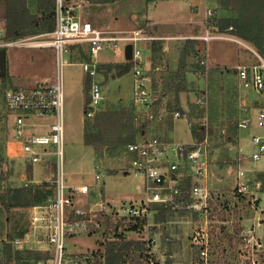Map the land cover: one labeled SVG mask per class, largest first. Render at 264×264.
<instances>
[{
  "label": "built area",
  "instance_id": "1",
  "mask_svg": "<svg viewBox=\"0 0 264 264\" xmlns=\"http://www.w3.org/2000/svg\"><path fill=\"white\" fill-rule=\"evenodd\" d=\"M78 8V3L67 4L65 0H56L54 30L37 37L3 41L0 31V47H51L58 54V71L53 78L38 80L32 87L9 88L6 91V107L13 116V138L27 162L33 165L53 160L55 166V195L46 203L31 208L29 232L14 241L18 251L28 254L31 264H98L96 254L72 253L66 242L69 237L96 235L103 225L99 217L110 215L118 219L128 218L144 228H150V213L154 211V205L202 216L208 214L212 200L209 188L208 90L201 89L195 93V115L179 110L168 112L152 88L150 67L142 46L146 41L160 39L151 32L153 23L135 29L102 28L84 20ZM215 19V10L207 7L205 33L201 37L205 42L213 38L229 39L227 34L211 33ZM70 43L86 44L88 48L90 58L81 62L83 71L90 79V101L85 107L88 120L96 117L106 100L102 85L104 70L100 68L99 54L103 51L114 54L121 52L131 67V101L136 108L135 121L149 122L150 129L149 133H143L139 139L125 146V154L130 159L127 173L143 182L144 198L139 202L127 201L115 205L99 201L88 210L74 206L76 194L87 193L88 187L70 186L67 181L63 68L66 65V47ZM257 57L258 63L239 65L236 69L240 94L236 126L240 131L252 126L263 130L262 134L252 136L255 150L251 154L241 152L240 162L264 161V102L259 103L257 110L253 111L244 94L249 91L264 94V59L258 54ZM168 114L174 122L184 120L190 130L195 126L205 128L204 139L200 140L192 134L190 141H180L154 131L159 125L166 123ZM44 129L45 132L42 131ZM248 173L242 165L238 166L234 187V194L238 197L249 193ZM96 177L104 179L105 175L98 172ZM188 177L193 179L189 188L187 184H183ZM73 214L75 217H72ZM244 240L246 246L251 247L246 249H249L251 255L257 256L252 259V264H260L264 252V237L247 230L244 231ZM155 242L154 236L147 239L148 245H154ZM193 244L197 246V254L192 259V264H211L209 232L203 227L198 228L193 235Z\"/></svg>",
  "mask_w": 264,
  "mask_h": 264
},
{
  "label": "rangeland",
  "instance_id": "2",
  "mask_svg": "<svg viewBox=\"0 0 264 264\" xmlns=\"http://www.w3.org/2000/svg\"><path fill=\"white\" fill-rule=\"evenodd\" d=\"M77 3L79 4L78 10L84 20L92 22L94 26L105 27L99 23L100 21L97 18H95V21L92 19V14L94 15L96 12V9L92 4L93 0H79ZM209 6L212 5L210 4ZM211 8L213 9V7ZM152 16H155V14ZM182 16H184V14H178V16L173 17L174 23L180 25L182 23ZM203 25V22L198 25L190 24V32L187 36H183L185 37L184 39L181 41L172 40L170 42H165L167 43L166 46L169 47V44H172L171 46L173 48H170L171 55L166 58V56H163L160 53V50H157L155 55L151 58L150 74L155 77L158 82V84H156L158 87V94L155 95L158 97L159 102H161L160 96L162 95V92L167 91L168 94L164 96L163 100L164 102L171 103L172 107L176 109L178 107H175V88L173 86L174 82H180V80L174 81V79L178 70L179 61L181 60L184 65L182 69L185 71L187 79L186 89L179 93V106L188 108L194 115L196 108H193L192 102L195 93L201 89L208 90V131L210 144L209 188L212 191L209 212L208 214L206 213L199 216L196 213L184 212L182 210L177 212L174 211V213L154 210L150 213V221L152 223L155 222L156 217L163 220L168 217L167 221H175L183 217V220L185 221V229L183 233L187 239L186 244L191 249L192 258L197 254V246L193 244L194 232L198 228L203 227L209 232L211 241V264H252V259L257 258V256L251 255V252L249 251L251 247L246 246L244 231L252 230L253 234L256 236L264 235V161H259L257 163L251 161L240 162L239 157L241 152L243 154H251L255 150L252 136L254 134H262L263 130L256 126H252L250 129L243 131H240L237 128L235 122L237 120L240 99V94L237 88L238 82L236 81L237 67L214 68L210 67L207 60L214 64L219 58L224 57L226 53L231 54L235 51L241 53L243 51L244 53H250L253 59L257 61L256 63H258L257 56H254L248 45L255 49L260 56L262 55L259 53L260 48L254 47L251 43L244 44L243 41L241 42L239 38L231 34L226 35L229 39L213 38L209 42H205L201 38L205 33ZM210 31L211 33L218 34V32L213 31L212 29ZM155 32L164 33L160 30L159 25L155 26ZM188 41H192V43H190L192 46H187L190 54L182 59V51L186 48V43ZM174 43L175 45H173ZM158 44L161 45V42ZM223 46L229 48L226 49L223 48ZM161 47L163 48V45H161ZM154 48H158V46ZM0 49H4L6 54V48ZM18 50L25 49L19 48ZM154 50L155 49H153V52H155ZM67 51L70 58L68 61L65 58L66 65L63 68L66 102L65 154L67 160L66 171L68 172L67 181L69 178L76 176L78 177L79 183H85L88 186L92 185L95 183V180L98 182L101 181V179L96 177V173L101 169V173L105 175V178L102 180L108 181L111 177L119 176L116 179L120 182V187L124 186V188H130L132 186V188H135V183L142 182V180L140 178H135L131 174L125 175L129 168L130 159L125 154V147L123 145L107 143L108 145L106 146L102 145V152L99 151L97 154L93 147H87L84 144V130L94 126L96 123V117L90 121L86 119L85 107L82 102H80V97L77 91L83 83L85 74L81 65L71 64L69 61H86L89 56L87 54L88 48L87 45L84 44L78 48H69ZM230 54L227 57L228 63L237 64L238 62H243L242 59L237 62ZM252 57L250 59H252ZM124 58L125 56L121 52L119 54H114L110 51H103L99 54L98 61H113L106 66H124L127 64L126 61H122ZM262 58L264 59L263 56ZM240 65L245 64L242 63ZM105 72V78L102 85L106 94V100L99 108L98 113L120 112L122 110L128 111L132 109V112L135 115L136 108L132 105L131 101V70L123 76L118 75L119 71L116 67H112V69L106 67ZM1 83L2 80L0 78V84ZM31 86L34 85L32 84ZM11 87L8 86L7 90ZM70 96L72 101L69 106L68 101ZM245 96L247 98V103H250L251 100L253 101L257 98L254 95H249L248 97L247 94ZM262 99L264 101V94ZM164 102L162 104L165 106L166 104ZM12 122L13 119L7 114L6 109H2L0 111V148L6 161H4L3 164H0V264H19L16 252L18 250L14 246V241L17 238H22L27 232H29L31 226L30 218L32 214V209L30 207L20 208L8 206L7 203L6 205L2 204V198L5 193H7L10 186L26 187V185H28L33 187L45 183L44 181L37 183L34 181L28 182V180L19 181L17 179L15 180V177H13L15 156L12 151L14 141L11 130ZM185 130V123L182 121L177 122L175 126V136L177 140L190 141V136L184 132ZM160 135H165V133L161 132ZM91 152L94 154L93 160L88 159L86 156V154L91 155ZM69 154H71V156ZM101 154L103 156L97 160V156ZM69 157L74 158L68 163V160L70 159ZM94 163L98 167L96 165L94 166ZM239 165H242L250 172L248 173L249 193L240 196V198L238 195L234 194L237 169ZM27 167L29 169V174L32 173L31 167L29 165H27ZM97 168L98 171H96ZM40 171L41 169L38 167V175H40ZM51 171L54 174L55 170L53 167H51ZM33 188L36 189V187ZM260 188L262 189V192ZM121 193L122 192L113 193V196H119ZM143 198L144 195L142 194L140 200L135 201H141ZM90 202L93 203L88 197L81 196L76 204L85 208ZM155 207L157 206H152L153 209ZM99 219L103 222V225L97 236L83 235L73 238L69 237L67 239H73L71 242V248L73 251L75 250L74 252L77 251L76 249L78 247L84 248V250L86 249V253L93 252L96 254L97 258H99V256H101L100 252L104 251L102 248L104 241L106 242L110 239H116L121 235L126 239L145 240L146 251L144 254L148 257L147 262H149V264H169L168 259L161 258L157 253L160 251V247L159 249L157 247V249H155V246L148 245L147 243V239L153 236L154 229L156 230L155 232H157L158 229L156 227L144 228L143 226H140V230L129 231V228L136 224L134 220L128 218L118 219L115 217L110 218V220H105L104 215L99 217ZM260 222L262 223V226H260ZM160 226L162 227L158 232H164V229H162L163 225ZM106 229L107 232L105 233ZM20 253L25 256V252L21 251ZM183 263L192 264L190 255ZM260 264H264V252Z\"/></svg>",
  "mask_w": 264,
  "mask_h": 264
},
{
  "label": "crops",
  "instance_id": "3",
  "mask_svg": "<svg viewBox=\"0 0 264 264\" xmlns=\"http://www.w3.org/2000/svg\"><path fill=\"white\" fill-rule=\"evenodd\" d=\"M65 2L67 4H74L79 2V0H65ZM48 3H49L48 0H0V31L2 32V40L5 41L3 38L6 35V31H7L8 11L10 6L11 8H13V10L16 11L17 14H19L18 17L20 18L22 17L20 20L24 27L23 33H25V37L23 39L37 37L40 34L52 31L48 29L52 25V22H50V19L48 18V13L46 11V5ZM92 4L96 9L95 14L94 15L92 14V19L95 21V18H97L100 21L99 23L105 26L102 28H111V29H120V30L135 29V28L144 27L148 23H153L151 32L153 33V35L159 37L160 39L153 41H146L143 44H148V45H142L145 51L148 67H150L152 60L151 58L152 56H154L153 55L154 47L158 46L160 53L163 56H166L167 58L169 55H171L170 48L173 47L171 46L172 44H169L170 47L166 46L167 43L165 42H170L172 40L181 41L182 39L185 38L183 36H187L188 33L190 32V27H191L190 24L198 25V24H202V22L205 23L207 7L210 8L213 7V10H215L216 12L215 21L239 20L242 23H244L251 19H257L258 17L261 16L264 17V0H156L151 3H147L146 0H117L115 2H107V3H102V2L98 3L93 1ZM210 4L212 6H209ZM154 14L155 16H152ZM178 14H184V16H182V23L180 25L174 23V18H173L175 16H178ZM157 25H159L160 30L164 33L155 32V26ZM204 32H205V28H204ZM216 32H218V30ZM218 33L228 34L226 32L223 33L218 32ZM239 39L241 42L243 41L244 44L245 43L250 44L249 41L246 40L244 41V39L241 38ZM159 42H161L163 48L161 47V45L158 44ZM82 45L84 44L70 43L66 47V49L68 50L69 48H78ZM173 45H175V43ZM248 46L250 47L249 49L253 52L254 56L256 57L258 54L257 51L251 48L250 45ZM0 48H6V65L9 75L11 76L12 79V84H11L12 87L9 86L11 88L30 87L32 84L35 85L36 81L38 80L53 78L57 73L56 70L58 71V54L54 48L30 46V45L9 46V47H0ZM19 48H24L25 50H18ZM223 48L228 49L229 47L223 46ZM67 50L65 52V58L68 61L70 56ZM229 54L230 53H226L224 57L219 58V60L214 64L210 63L209 60L207 61L210 64V67H214V68H220V67L231 68V67H237L242 63H244L245 65H252L257 62L256 60L253 59L250 53L248 52L244 53L243 51L239 53L238 51H235L234 53L230 54L232 55V58H234L237 62L240 59H242L243 62H238L237 64L228 63L227 57L229 56ZM251 57L252 59H250ZM122 61H125V58ZM69 62L71 64L81 65V61L80 62L69 61ZM111 62L113 61H105V62L99 61L100 66L107 65L108 63ZM102 70H104L102 71L103 73L102 80L104 81L105 69ZM88 81H89V77L85 74L83 78V83L82 85H80L79 90H77L80 97V102H82L84 107L86 105L87 98L90 96L89 89L87 90V87L89 86ZM156 84H158V82L156 78L152 76V88L154 89L157 95L158 87ZM167 94H168L167 91L162 92V95L160 96L161 104L164 102L163 100L164 96H166ZM244 94L245 95L248 94V97L249 95H254L257 97L255 100L250 101L253 111L257 110L259 103L261 104L264 102L262 99L263 94L259 95L251 91L245 92ZM71 101L72 99L70 96L68 101L69 106ZM164 103L166 104L165 107L168 109L167 110L168 112L173 111V109L170 108V106L168 105L169 103L167 102ZM192 105L193 108H195L193 102ZM179 111L189 112L191 115H194L192 114V111L186 107H182V109ZM11 118L13 119V116H11ZM170 121L173 123L171 129L169 128ZM179 121L185 123L186 130L184 132L189 134L191 139V135L194 133L193 130H190L187 127L186 122L184 120H178L174 122L169 114L166 123L159 125L154 131H156L157 133L163 132L165 133V136L167 138L176 139L175 126ZM42 131L45 132L46 130L44 129ZM149 131L150 129L149 126L147 125L145 129H143L142 133L137 136L136 140L139 139L143 133H149ZM12 151L15 156V157L13 156L15 162L13 177H15V180L16 179L19 181L28 180V182L34 181L35 183L42 181L52 182L54 180V174L51 171V167H53L55 170L53 160H49L46 164H33V165L29 164L23 152L21 151L18 143L15 140L13 141ZM69 155L71 156V154ZM93 155L94 154L92 152L91 155L86 154L87 158L92 160H93ZM69 158L70 159L68 160V163L71 162V160H73L74 157L73 158L69 157ZM27 165L31 167L32 173L30 174ZM95 165L96 164L94 163V166ZM38 167L41 169L40 175H38L37 173ZM96 171H98V168ZM98 172H101V169H99ZM127 172L125 173V175L129 174ZM118 177L119 176L111 177L110 180L108 181L101 179V181L98 182L97 180H95V183L89 186L85 183H79L78 177L76 176L69 178L68 184L70 186L88 187L87 193L79 192L76 194L74 198V206L82 210H86L90 207L91 204L103 200H105L110 204H115V205L117 204L119 205L127 201L140 200L143 194L142 192L143 182L135 183V188H132V186L130 188H124V186L121 187L119 186L120 182H118L116 179ZM117 192H122V193L119 196H113V193H117ZM81 196L88 197V199L93 203L90 202L88 206L85 208L78 206L76 203L78 200H80ZM36 205H40V204H36ZM104 216H105V220L106 219L110 220V218L113 217L110 215H104ZM181 218L179 220L165 221L157 224L155 222L153 223L151 222L152 227H156L158 230H161L162 226L160 225H163L162 229H164L163 230L164 232L162 231L158 232L157 230V232H154L153 234L154 238L156 239V242L154 243L153 246H155V249L157 248L159 249L160 247V251H158L157 253L161 256V258L168 259L169 264H184L183 263L184 260L189 255L190 258L193 259L191 249L190 247L187 246L186 244L187 239L185 238L183 233L185 229L184 226L185 221L183 220V217ZM98 232L96 236L99 234ZM106 232L107 229L105 233ZM262 236L264 237V235ZM72 240L73 239H69L66 242L69 251L73 253H86V249L84 250V248H79V247L76 249L77 251L74 252L75 250L73 251V249L71 248ZM25 256L28 257V260L25 257L23 259V264H31L30 257L26 253Z\"/></svg>",
  "mask_w": 264,
  "mask_h": 264
},
{
  "label": "trees",
  "instance_id": "4",
  "mask_svg": "<svg viewBox=\"0 0 264 264\" xmlns=\"http://www.w3.org/2000/svg\"><path fill=\"white\" fill-rule=\"evenodd\" d=\"M49 3L46 5V11L48 13V18L50 19V22H52V25L48 28L49 30H54L56 25V0H48ZM95 2H115L117 0H93ZM156 0H146L147 3L154 2ZM26 9V8H25ZM27 11V10H24ZM19 14L16 13L13 8H9L8 11V24H7V31L6 35L4 36V40L6 41H15L19 39H23L25 37L24 27L21 22V18L18 17ZM36 19V18H33ZM223 33L226 32L228 34H231L235 37L244 39L246 41H249L251 44H253L254 47L260 48L259 53L264 57V17H258L257 19H251L247 22L242 23L239 20H225L220 21L216 20L214 26L212 27L213 31H217ZM232 28V29H230ZM190 43L192 41H188L186 43V48H184V51H182V59L183 57L190 54L189 48H187L188 45L192 46ZM155 52H153V55H155L156 51L159 50L158 48H154ZM2 50V49H0ZM89 56L87 57V60H89ZM183 63L180 60L179 67L177 70V73L175 75L176 80H180V82H174V100H175V107L178 108L174 109L172 107V104L169 103L168 105L170 108L174 110H181L182 107L179 106V93L182 90L186 89V76L185 71L182 69ZM106 67H109V69H112L116 67V69L119 71L118 75L123 76L130 72L131 67L129 64H125L124 66H106L101 65V69H105ZM204 67V66H202ZM231 71V70H230ZM106 73V72H105ZM0 78L2 80V83L0 84V111L2 109H6V112L8 115L11 116V113L8 111L6 107V91L7 87L11 86L12 79L9 75V72L6 70L3 74H0ZM88 84L90 86V79L88 81ZM87 84V86H88ZM89 86L87 87V90L89 89ZM238 87V86H237ZM90 97H88V100L86 101V105L89 103ZM85 105V107H86ZM196 108V107H195ZM96 123L91 128H86L84 130V143L86 146H91L94 148L95 152L98 154L99 151L102 152L101 147L104 145H108L107 143H116L123 145L124 147L131 142H134L138 135H140L145 129L147 125H149V122H143L139 123L135 121V115L132 112V109L130 110H122L120 112H101L96 115L95 118ZM236 123V122H235ZM173 126V123L169 122V128L171 129ZM193 133L196 137H198L200 140L204 139L206 130L205 128L201 126H195L193 128ZM103 145V146H102ZM96 154V155H97ZM103 155H98L97 160H99ZM5 160L4 154L2 153V150L0 148V164H3ZM192 178L188 177V179L183 182V184H187V187L189 188L192 183ZM33 187H36L33 188ZM30 187L26 185V187H12L10 186L7 190V193H5L4 197L2 198V204L12 207H32L36 204L46 203L51 197L55 195L56 191V184L52 182H45L44 184L37 185ZM240 198V197H239ZM157 207L154 208L156 211H164V212H170L174 213V211L169 210L165 208L163 205H155ZM75 214L72 215V217ZM168 220V217L166 219H160L159 217H156L155 223H162ZM141 224L137 223L129 230L137 231L138 229H141ZM155 228V227H154ZM28 231V230H26ZM156 230L154 229V232ZM103 250L101 251V256H99V264H149L147 262L148 257L144 252L146 251V242L143 239H126L122 237L121 235L118 236L116 239H110L103 243ZM17 252V258L19 259V264H23V259L26 257L21 251ZM25 254V253H24ZM28 260V257H26Z\"/></svg>",
  "mask_w": 264,
  "mask_h": 264
},
{
  "label": "water",
  "instance_id": "5",
  "mask_svg": "<svg viewBox=\"0 0 264 264\" xmlns=\"http://www.w3.org/2000/svg\"><path fill=\"white\" fill-rule=\"evenodd\" d=\"M128 54L130 55V48H128ZM6 67V54L4 49L0 50V73L3 74L5 72Z\"/></svg>",
  "mask_w": 264,
  "mask_h": 264
}]
</instances>
